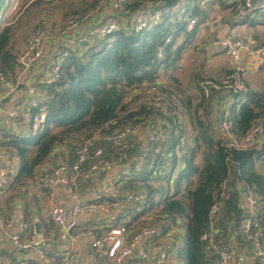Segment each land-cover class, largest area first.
I'll return each mask as SVG.
<instances>
[{"label": "trees", "instance_id": "trees-1", "mask_svg": "<svg viewBox=\"0 0 264 264\" xmlns=\"http://www.w3.org/2000/svg\"><path fill=\"white\" fill-rule=\"evenodd\" d=\"M145 2L152 4L147 7ZM178 3L179 0H124L121 4L124 10L122 17L127 19V24L119 32L97 40L84 52L70 51L61 64L60 82L47 88L45 123L36 131L29 130L24 136L1 131L0 150L16 159L17 171L11 181L21 185L34 177L35 169L72 133L89 132L86 138L96 130L109 134L128 122L139 124L159 120L167 134L165 156L160 161L159 171L152 168L142 172L121 189L142 190L149 209H155L158 215L174 225L181 223L184 234L177 257L183 264H212L215 257L200 240L209 224V211L213 205H219L217 226L234 231L237 243L243 246L240 227L245 214L240 199L245 188L251 189L260 199L261 208L253 229L260 231L264 241V137L249 149L228 150L204 124L210 118H201L203 114L199 111L213 98L219 106L228 96H233L231 132L239 140L253 122L264 118V105L260 96L247 87L245 94L210 90V97L206 99L198 85L200 102L194 112L189 108V99L181 96L183 107L189 113V129L178 125V116H169L167 112L155 111L147 105L132 109L124 103L130 91L158 80L161 72L174 71L197 29L207 20V12L199 8L197 0H189L180 12H174L172 8ZM97 6L99 0L87 2L84 9H74L65 19L72 14L96 10ZM142 8L160 13V22L151 29L127 34L132 17ZM189 19L196 22L191 32H187ZM13 34L12 25L0 29V73L15 80L17 66ZM168 38L170 43L164 46ZM161 46H164L165 57L158 60L157 49ZM165 87L169 95H182ZM169 109L168 113H173L175 108L170 106ZM203 111L208 114L206 109ZM190 131L192 139L188 146V139L183 144L182 136ZM201 145L204 147L203 164L199 168L195 158ZM178 164H181L182 170L175 178L173 175ZM165 169L169 171L166 178L160 177V171ZM164 180L172 184V192L170 186L157 187ZM224 183L227 195L221 198Z\"/></svg>", "mask_w": 264, "mask_h": 264}, {"label": "built area", "instance_id": "built-area-1", "mask_svg": "<svg viewBox=\"0 0 264 264\" xmlns=\"http://www.w3.org/2000/svg\"><path fill=\"white\" fill-rule=\"evenodd\" d=\"M108 0H99V5ZM15 7L7 11L3 25H13L17 16H14ZM236 16L241 20L254 21L264 20V0H239ZM160 13H152L147 8L140 9L133 19L127 34L141 32L156 26L160 22ZM98 21L97 10H89L68 16L62 26L54 33L51 28L39 26L33 30L31 35L22 44V51L16 57L17 74L12 80L0 73V102L10 98L17 91L20 79L31 68L44 64L47 61V45L57 36L64 39V51L56 56L55 62L46 65L44 74L32 79L25 84V100L22 104L11 107L3 112L1 124L4 127L20 125L28 130L36 131L45 123L47 101V88L60 82V68L63 60L70 51L84 52L97 40L103 39L122 30L121 24L115 19H109L92 25L81 35H72L83 25ZM195 19L187 21V32H191L195 26ZM170 39L165 40V45ZM224 52L234 65L229 74L224 75L218 81L216 79L206 80L199 83L206 99L210 97V90L219 92L225 90L233 94H245L247 88L244 83V70L241 66L243 53L249 55H264V47L254 50L247 46L241 39L236 37H224L215 43ZM164 46L157 49V59L165 57ZM196 51L199 48L195 49ZM164 84L158 80L142 84L136 89L134 105L132 109L147 105L153 110L167 112L169 116H178V125L189 127V113L183 107L180 94L169 95ZM234 103L233 96H228L220 107L217 118L206 120L204 124L211 128L216 140L228 150H246L253 147L264 137V118L257 119L251 124L245 135L237 140L231 132V109ZM175 109L170 112L169 107ZM33 110L35 112L33 113ZM185 117V118H182ZM215 121V123H213ZM145 128V136L141 141L136 137ZM167 134L166 129L160 125V121H144L139 124L124 123L116 127L109 134H103L100 130L92 132L84 138L76 148L74 161L71 165L59 163L49 168H38L34 171V179L37 186L46 191L54 187H62L73 201V205L67 209L53 202L52 194L48 201L51 205L52 223L59 233L72 243L84 241V252L88 259L104 257L115 263H121L127 258H136L139 263H144L151 258L153 264H173L171 252L162 242L166 229L176 228L178 223L172 224L168 220L163 222L162 227L147 222L137 223L133 221L132 213H122L119 222L109 226L107 231L95 237L92 228L83 227L84 220H92L94 216L105 215L111 211H123L126 200L133 203L130 206L140 204L142 195L132 190L119 194L121 187L130 180H134L140 173L152 168L160 169V161L165 156ZM102 142L107 143L112 152L106 157ZM179 154V152H178ZM179 156V155H178ZM0 187L7 186L9 177L14 172L15 164L13 158L0 150ZM115 167L119 168L116 177L108 182L103 190L95 194L90 201H82L80 192L77 190V181H88L95 175L107 173ZM182 170L181 164L176 167ZM227 187L223 184L222 197L227 195ZM241 209L245 219L241 223L240 234L247 248V259L249 264H264V241L259 230L253 226L260 211L261 203L259 197L249 188L241 191ZM219 205L215 204L209 211V224L200 240L205 245L211 256L215 257L213 264H234L236 247L228 241L227 234L233 232L230 229H222L217 226ZM83 218V219H82ZM165 228V230L163 229ZM0 231L10 238L12 246L18 251H36L42 264H79L74 254L60 249H48L41 238L35 224H27L24 217L14 222L0 211ZM27 236L23 238V233ZM150 248V251L148 249Z\"/></svg>", "mask_w": 264, "mask_h": 264}, {"label": "crops", "instance_id": "crops-1", "mask_svg": "<svg viewBox=\"0 0 264 264\" xmlns=\"http://www.w3.org/2000/svg\"><path fill=\"white\" fill-rule=\"evenodd\" d=\"M40 1L47 2L50 0ZM62 2L63 5L57 8L59 18H56L55 14L51 11V8L55 4L47 5L43 4V2L40 4L37 3L38 5L36 6V11L33 12L34 10L28 11L29 6L32 4H29V0H0V29L4 26L3 20L7 11L11 6L14 5L15 7V12L13 14L17 17L13 25L14 28H19H17L19 34H17V29L13 30V53L16 57L22 51V44L31 35L35 28L39 26H46L51 28L54 33L57 32L65 20L68 13L66 12L67 9H69V11H73L75 9H71L74 7V3L69 2V0H63ZM68 2L69 4L66 5L65 3ZM123 2L124 0H109L105 4L97 6L96 10L98 13V21L89 22L85 26L83 25L72 35H81L92 25H97L100 22L102 23L109 19H115L121 24V26H125L127 24V19L122 17L124 10L121 4ZM188 3L189 0H179V3L175 5L172 10L174 12H180L182 7ZM144 4L145 6L150 7L152 3L145 2ZM197 5L200 9L207 12L208 18L205 23L200 25L197 29L192 43L195 41V49L199 48L196 52L204 51V54H206L209 61L207 64L210 68H212L211 74L217 76V79H221L234 67L230 58L215 44L218 39L227 36L236 37L241 39L247 46L254 50H260L264 47V20L258 19L254 21H247L239 19L236 16L239 0H197ZM65 8L67 9L64 10ZM27 14H29L27 18L22 17ZM134 17L135 16L131 19V26L133 24ZM32 24L35 25L33 26V30L30 31L28 28L32 26ZM63 51L64 39L57 36L47 45V61L44 64L39 66L37 65L26 72L19 82V85H22L21 88L17 89L16 93L10 98H5L6 101L0 105V136L1 131H6L14 136H24L28 134L29 130L25 126H2V114L3 112L10 110L11 107L23 103L25 100L26 82L44 74L45 66L54 63L56 56L60 55ZM241 66L244 70V83L246 87L249 90L256 92L260 96L261 102L264 105V55L261 56L259 53L251 56L247 53H243ZM135 92L136 89L127 93L124 99L125 104L129 103L130 99L134 98ZM209 102L210 103H205L204 108L199 111V114H203L201 118H217L219 116L217 114L218 112L220 113V106H222L223 103L221 102L219 106H216L214 98ZM204 109L207 110L208 115L205 114L203 111ZM185 110L187 111L186 108ZM145 132L146 130L144 128L141 131V134L136 137V140L141 141L145 136ZM88 133L89 132L86 131L72 133L63 145L54 148L49 158L35 170L38 168H49L59 163L71 165L74 161L75 148L82 143ZM189 134H191V131ZM101 144L107 157L112 150L107 143L102 142ZM13 160L15 168L9 179L10 181L7 186L0 187V211H2L7 217H10L14 222H17L20 217H24L27 224H35L39 231L38 237L42 239L44 245L48 249H60L62 251L71 252L74 254L79 264H153L151 258L144 263H138L135 257L127 258L121 263H115L104 257L88 259L84 252V241L78 243L68 241L66 237L57 231L52 223L51 205L48 201V196L49 194H52L53 202L55 204L69 209L73 205V201L68 196L66 190L62 187H54L50 190V192H46L37 186L34 177L25 180L21 185L18 183H12L11 178L17 171V161L14 158ZM145 171L147 172L150 170L148 169ZM118 172L119 168L115 167L110 172L95 175L88 181H77L76 186L77 190L80 192L81 200L90 201L93 199L94 195L101 192L105 185L116 177ZM132 183H136L135 186L138 185L137 182ZM127 189L128 188H123V190L120 189L119 194L122 195L125 191H127ZM133 192L142 195L140 204L135 205L138 207L136 210L130 206V204L133 205L131 200L127 199L126 206L123 211L116 210L98 217L94 216L89 222H87L88 219H85L83 227L92 228L94 236L99 237L107 231L109 226L119 222L123 212L132 213L133 221L136 222V224L147 222L149 224L162 227L163 222H166V219L163 216L158 215L155 209H149V206L146 205L145 193L139 189ZM163 229L165 230V228ZM166 231L168 233H166L162 242L167 247L168 251L170 250L171 252V261L173 264H183V262L177 257V250L182 246V238L184 234L181 223L178 222L176 228H172L171 230L166 229ZM26 236L27 232H24L23 238ZM227 236L228 241L237 248L234 264H249L246 253L247 248H245L244 245L242 246L237 243V234L233 231L229 232ZM148 251H150V248ZM0 264H42V262L36 251H18L14 249L10 238L5 236L4 233L0 231Z\"/></svg>", "mask_w": 264, "mask_h": 264}, {"label": "rangeland", "instance_id": "rangeland-1", "mask_svg": "<svg viewBox=\"0 0 264 264\" xmlns=\"http://www.w3.org/2000/svg\"><path fill=\"white\" fill-rule=\"evenodd\" d=\"M63 0H50V1H40V0H29V4H31L28 8V11H33L35 12L36 10V6L40 3L43 2V4H55L53 5V7L51 8V11L53 14H55L56 18L58 17V13H57V8L61 7L63 5ZM68 1V0H67ZM69 2L74 3V7L71 9H76V8H80L81 10L85 8V3L87 4V2L91 3L92 0H69ZM65 3L66 5L69 4ZM38 3V4H37ZM67 8H65L64 10H66ZM72 11V10H71ZM69 11V9H67L66 12H68L67 14L69 15V13L71 12ZM57 14V15H56ZM29 14H27L26 16L23 15V18H27ZM35 24H32V26H30L28 29L30 31L33 30V26ZM5 27V26H3ZM13 30L17 29L14 28V25H12ZM19 29V28H18ZM17 29V31H18ZM19 34V31L18 33ZM195 41L193 43H191L189 45V47L186 49L188 51H185V53L182 56L181 61L178 63L176 69L174 71H167V72H161L160 76L158 78V81L162 84H164L165 86H168L169 88L175 90L176 92H181L182 95L181 96H185L186 98L189 99L190 101V110L191 112H194L195 106L200 102V92L198 89V85L201 81H206V80H211V79H216L217 81L219 79H217V76H215L214 74H211V70L212 68H210V66L207 64L209 63L208 58L206 56V54H204V51H199L196 52L195 50ZM196 52V53H195ZM205 62H204V60ZM244 75V74H243ZM214 76V77H212ZM245 77V75H244ZM245 80V79H244ZM129 108H133L134 105V99H130L129 103H127ZM217 111V110H215ZM220 113L218 112L217 115H219ZM208 115V114H207ZM216 116V115H215ZM212 119V118H210ZM195 121V120H194ZM196 133L194 132L193 135H195ZM182 138L184 139V142H182L183 144H185V140L188 139V143H186V145L190 146L191 144V139L192 136L190 134H188V132H184ZM204 147L201 145L200 148L197 150L196 153V164L199 168H202V151H203ZM259 172L261 170H258ZM168 169L165 170H161L160 171V177H165L168 174ZM175 175V173H174ZM173 175V176H174ZM169 181H160L157 185V187L159 186L160 188H165L167 186L171 187V183L168 184ZM173 191L172 187H171V192ZM154 217V216H153Z\"/></svg>", "mask_w": 264, "mask_h": 264}, {"label": "water", "instance_id": "water-1", "mask_svg": "<svg viewBox=\"0 0 264 264\" xmlns=\"http://www.w3.org/2000/svg\"><path fill=\"white\" fill-rule=\"evenodd\" d=\"M21 86H22V85H18V86H17V89H20ZM6 99H7V98H6ZM6 99L2 100V101L0 102V105H1L2 103H4V102L6 101ZM96 217H98V216H96Z\"/></svg>", "mask_w": 264, "mask_h": 264}]
</instances>
